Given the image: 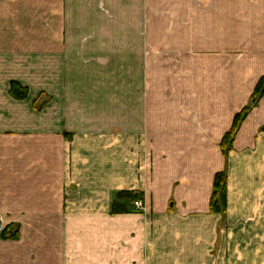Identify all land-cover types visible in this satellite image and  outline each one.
<instances>
[{
  "label": "crops",
  "instance_id": "obj_1",
  "mask_svg": "<svg viewBox=\"0 0 264 264\" xmlns=\"http://www.w3.org/2000/svg\"><path fill=\"white\" fill-rule=\"evenodd\" d=\"M262 77L264 0H0V264H264Z\"/></svg>",
  "mask_w": 264,
  "mask_h": 264
},
{
  "label": "trees",
  "instance_id": "obj_2",
  "mask_svg": "<svg viewBox=\"0 0 264 264\" xmlns=\"http://www.w3.org/2000/svg\"><path fill=\"white\" fill-rule=\"evenodd\" d=\"M18 84H11L10 94L16 98H22L26 95V90H22ZM21 91V92H20ZM264 94V77H262L257 83L252 95L250 96L249 104L244 107L238 114L233 118V122L229 131L223 136L220 142V149L224 156L230 152L232 143L238 132V129L242 122L247 117L251 107L256 104L257 100ZM226 186L227 179L226 175L221 172L217 173L214 177L212 194L210 198L209 208L212 214H222L226 207ZM122 196L119 195L118 198ZM130 198V196H125ZM138 195L135 196L137 198ZM122 199V198H121ZM114 213L116 212V206H114Z\"/></svg>",
  "mask_w": 264,
  "mask_h": 264
},
{
  "label": "built area",
  "instance_id": "obj_3",
  "mask_svg": "<svg viewBox=\"0 0 264 264\" xmlns=\"http://www.w3.org/2000/svg\"><path fill=\"white\" fill-rule=\"evenodd\" d=\"M132 207L135 212H140L143 209V204L141 201H134ZM2 232H3V229L2 227H0V235L2 234Z\"/></svg>",
  "mask_w": 264,
  "mask_h": 264
},
{
  "label": "rangeland",
  "instance_id": "obj_4",
  "mask_svg": "<svg viewBox=\"0 0 264 264\" xmlns=\"http://www.w3.org/2000/svg\"><path fill=\"white\" fill-rule=\"evenodd\" d=\"M145 13H147V10L145 11Z\"/></svg>",
  "mask_w": 264,
  "mask_h": 264
}]
</instances>
